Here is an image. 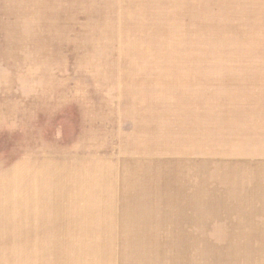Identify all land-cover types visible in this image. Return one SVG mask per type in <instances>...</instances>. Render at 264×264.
<instances>
[{
  "label": "rangeland",
  "instance_id": "374dc122",
  "mask_svg": "<svg viewBox=\"0 0 264 264\" xmlns=\"http://www.w3.org/2000/svg\"><path fill=\"white\" fill-rule=\"evenodd\" d=\"M0 264H264V0H0Z\"/></svg>",
  "mask_w": 264,
  "mask_h": 264
},
{
  "label": "bare ground",
  "instance_id": "6f19581e",
  "mask_svg": "<svg viewBox=\"0 0 264 264\" xmlns=\"http://www.w3.org/2000/svg\"><path fill=\"white\" fill-rule=\"evenodd\" d=\"M106 16V15H105Z\"/></svg>",
  "mask_w": 264,
  "mask_h": 264
}]
</instances>
